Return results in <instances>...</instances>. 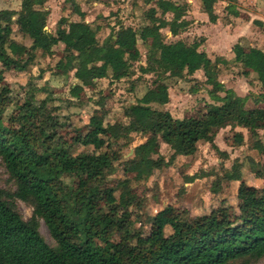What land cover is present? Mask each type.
<instances>
[{
	"label": "trees",
	"instance_id": "obj_1",
	"mask_svg": "<svg viewBox=\"0 0 264 264\" xmlns=\"http://www.w3.org/2000/svg\"><path fill=\"white\" fill-rule=\"evenodd\" d=\"M48 1L20 0L19 9H0V84L6 71H26L38 51L52 54L61 44L65 50L56 64L57 73L67 64L68 72L75 71L78 82L69 92L78 101L87 89L97 86L98 80L107 78L110 70L126 77L135 75L134 65L144 55L141 46L146 48V63L140 64V74L155 78L142 97L124 108L126 122L105 124L108 112L96 110L89 120L90 131L77 132L70 143L60 133L68 124L49 105L51 94L37 98L38 92L47 89L28 87L25 96L15 97L12 88L1 87L0 160L14 188L0 184V264H256L263 259L264 185L247 188L239 160L222 170L213 187V192H218L222 181H240V188L247 190L240 191L238 209L222 207L223 215L212 214L209 221L170 206V214L165 208L150 218L152 230L136 229L139 214L135 208L139 212L143 201L133 191L132 182L150 178L179 155H194L202 141L218 149L214 139L227 126L246 128L250 148L264 157L260 134L264 129V92L241 96L234 89H225L219 80V65L199 52L205 38L192 43L165 40L163 29L176 36L192 23L185 18L189 10L186 2L156 0L155 6L144 10L143 26L137 29L122 21L107 41L101 42L99 34L106 26L99 16L87 21L78 0H65L63 11L69 14L59 18L54 30L46 29L51 14ZM227 1L226 10L239 16L238 0ZM202 2L203 11L216 23L218 0ZM72 15L79 19H72ZM254 24L264 32L263 20L255 19ZM15 31L29 36L31 44L19 41ZM233 52L232 61L244 67L246 76L255 72L264 86V49L239 41ZM198 57L197 66L194 58ZM199 67L204 69L205 82L224 95L215 94L214 101L205 103L198 115L182 118L154 106L170 101L167 79L193 76ZM139 80L140 76L134 79L132 89ZM249 101L254 106H249ZM134 133L144 135L145 140L119 165L124 178L111 185L108 177L117 170L120 141L130 143ZM234 136L238 145L244 144L242 132ZM161 142L173 149L168 160L159 152ZM78 144L94 150L74 154ZM249 160L255 176L264 184V162L253 157ZM117 191L120 195L114 203ZM101 195L106 198L105 205L99 203ZM17 200L33 208L30 218L23 217ZM41 221L55 245L48 244L42 235ZM167 227L171 232H166ZM115 236L122 244L132 245L117 251Z\"/></svg>",
	"mask_w": 264,
	"mask_h": 264
},
{
	"label": "rangeland",
	"instance_id": "obj_2",
	"mask_svg": "<svg viewBox=\"0 0 264 264\" xmlns=\"http://www.w3.org/2000/svg\"><path fill=\"white\" fill-rule=\"evenodd\" d=\"M82 8L87 13L86 20H92L99 16L102 20L105 29L99 34L101 42H106L112 34V29L120 22L126 25H131L134 28H140L146 23L144 14L145 6L150 4L154 6L155 0L144 2L145 5L139 6L138 10L132 9L131 5L134 0H114L113 3L105 7L103 4L90 5L91 0H78ZM184 3L185 0H178ZM53 5L54 12L48 21V30H54L59 18L64 14H69V11H63L65 0H50ZM50 3V4H51ZM257 14L264 19V0H258ZM148 7V8H150ZM259 7V9H258ZM3 8H20V0H0V9ZM147 8V9H148ZM71 18L79 19V16L72 15ZM222 20L217 23V26L208 24L207 29L196 31L195 26H189L179 36L169 37L167 35L168 28L162 30L165 35V40L173 41L178 38L192 43L194 40L205 38L201 50L206 51L213 62L219 65V79L223 83L224 88L234 89L238 95L245 96L249 93L259 94L264 92V86L257 80V74L253 71L248 76L244 74V67L241 64L232 61L234 52L232 46L240 39L245 46H255L264 49V33L256 30L254 23L245 18H241L238 22L243 24L241 31L238 28L234 32L233 28L226 27V15L221 16ZM104 19V20H103ZM201 25V23H200ZM221 33V38L217 36ZM238 32V33H237ZM206 34H209L211 40L208 42ZM242 37L239 38L238 35ZM14 36L21 42L30 45L32 40L29 36H25L18 31L14 32ZM142 45V42L140 41ZM143 54L146 53V48L141 46ZM64 45L54 47L52 54H44L38 51L35 62L26 70L20 71L11 69L4 73V79L1 87H10L13 90V96H25V91L28 87H40L47 89L37 93V98L43 99L48 94H51L49 105L55 108L56 114L60 120L68 125L61 128L62 137L69 143L72 137L77 132L86 133L90 131L89 120L93 113L98 111H107L105 124L126 122L124 117V108L142 95L152 86L155 75L140 74L141 61L145 60L143 56L135 65L136 74L132 77L121 75L119 71L110 70L107 78L97 81V86L93 89H87L81 94V100L78 101L71 97L69 89L71 85L78 82L74 77L75 71H69L70 65L67 64L58 74L56 64L64 53ZM212 50V53L208 52ZM206 54V55H207ZM207 56V58H208ZM200 58H194V64L199 65ZM68 72V73H67ZM140 76V80L135 84V89H132L133 81ZM206 77L203 68H198L193 76H185L183 78H170L166 81L169 84L170 101L166 105H154L160 109L169 110L176 118L185 116L198 115L204 108L205 103L212 102L215 94L224 95V92L218 88L211 87L206 82ZM223 88V89H224ZM249 106H254L252 101H249ZM242 132L245 136V142L238 145L235 140V133ZM261 136L264 138V129L260 130ZM145 140L144 135L134 133L132 140L126 144V140H121L119 145L120 150L116 151L117 170L114 174L108 177L111 185H115L116 181L124 178V172L119 167L121 162L134 155V148ZM214 144L211 142L202 141L199 143L197 153L190 156L179 155L172 164L160 170H156L154 174L144 180H133V191L138 194L143 201L141 210H136L135 228L144 232L152 230L150 218L158 211L166 208V213L170 214L172 207L175 209H187L191 215L198 216L201 221H209L213 214L216 217L223 215L222 207H230L232 210H237L241 201L240 191L246 192V188H240V181H222L218 192H213V187L219 174L224 168H230L234 161L242 162V174L246 182L247 188L259 189L263 184V180L257 178L252 171L250 165V157L255 160L264 162V157L259 156L256 151L249 146V132L246 128L227 126L218 131ZM92 146L75 145L73 148L74 154L80 152L92 151ZM159 152L167 160L173 154V149L164 142H161ZM225 152L228 157H223L219 151ZM190 180V178L194 177ZM68 179V178H67ZM0 184L6 189H13L14 186L9 181V174L5 164L0 160ZM120 191L116 192L114 203L118 202ZM100 205L106 204L104 195L99 197ZM18 209L25 219L32 215L33 208L27 205L22 200H17ZM135 217V215H134ZM40 231L45 240L50 245H55L56 242L51 236V233L44 221H41ZM166 232H171V228L167 227ZM117 244L116 250L121 251L129 248L132 243L122 244L120 238H113ZM239 264V263H232ZM256 264H264V258L260 259Z\"/></svg>",
	"mask_w": 264,
	"mask_h": 264
},
{
	"label": "crops",
	"instance_id": "obj_3",
	"mask_svg": "<svg viewBox=\"0 0 264 264\" xmlns=\"http://www.w3.org/2000/svg\"><path fill=\"white\" fill-rule=\"evenodd\" d=\"M111 1H114V0H111ZM111 1H108L107 3H105V2H102V1H97V0H91L90 2V5L93 3V5H98V4H103L105 7H108L109 6V4H111V3H113V2H111ZM147 1H149V0H134L133 1V4L131 5V7H132V9H135V11L136 10H138V7L140 6H143V5H145L144 4V2H147ZM156 1V0H155ZM174 1H177V2H179L178 0H174ZM185 2L186 3H188L189 4V10H188V12H187V15L185 16V18L187 19V20H190V21H192V23L190 24L191 26H195V30L196 31H198L199 29H201V31L202 30H204L203 28H205V29H207L206 27L208 26V24H210V25H212V26H217V23L220 21V20H222V18H221V16H223V15H226L229 19L227 20V23H225L226 24V27H229L230 29L231 28H233V30H234V32L235 31H237L238 30V28L240 29V31H241V28H242V25L243 24H239V20L241 19V18H245V19H247V20H249V21H252L253 23H254V20L255 19H261V20H263L264 21V19L262 18V17H260L257 13V9L255 8L256 6H258L257 5V3H258V0H238V2H237V9L239 10V12H240V15L239 16H233V15H231L227 10H226V7L229 5V1H227V0H218V2L215 4V12H216V14L219 16V18H218V20H217V22L216 23H213V22H211L210 20H209V16H208V14L206 13V12H204L203 11V8H202V5H203V2H202V0H185ZM51 2H50V0L47 2V7L51 10V14H50V16H52L53 15V12H54V8H53V5H52V3L50 4ZM80 4H82V3H80ZM154 6H155V4H154ZM146 8H145V10L148 8V7H150V4L149 5H146L145 6ZM11 9H13V8H11ZM83 9V8H82ZM258 9H259V7H258ZM63 10V9H62ZM84 10V9H83ZM85 11V10H84ZM86 12V11H85ZM50 16H49V18H50ZM168 16H170V15H168ZM86 18H87V16H86ZM73 19V18H72ZM76 20V19H75ZM93 20H95V18L94 19H92L91 21H93ZM49 21V20H48ZM87 21H90V20H88L87 19ZM200 23H201V25H200ZM125 24V23H124ZM126 25V24H125ZM189 25V26H190ZM254 26L256 27V30H258V31H261V30H259V28L254 24ZM116 27H118V25L116 26ZM183 32V31H182ZM262 32V31H261ZM167 35L169 36V37H172L173 39H174V37H176V36H179V35H176V36H174L173 34H172V32L168 29L167 30ZM238 33V32H237ZM264 33V32H263ZM223 35V33H221L220 32V34L217 36L218 38H221V36ZM205 37H207V41L209 42L210 40H211V37H210V35L209 34H206L205 35ZM238 37L239 38H241L242 36L239 34L238 35ZM180 38H178V40H179ZM173 41H176V40H173ZM239 41H241L240 39L237 41V42H239ZM236 42V43H237ZM235 43V44H236ZM234 44V45H235ZM233 45V46H234ZM233 46H232V50H233ZM262 49V48H261ZM199 52H205L206 53V51H204V50H201V49H199ZM208 52H210V53H212V50H208ZM207 54V53H206ZM144 57H145V59H146V56H145V54L143 55ZM207 56H208V54H207ZM208 58L209 59H211L210 58V56H208ZM141 63L142 64H145L146 63V61L144 60V61H141ZM110 72V71H109ZM220 80V79H219Z\"/></svg>",
	"mask_w": 264,
	"mask_h": 264
},
{
	"label": "water",
	"instance_id": "obj_4",
	"mask_svg": "<svg viewBox=\"0 0 264 264\" xmlns=\"http://www.w3.org/2000/svg\"><path fill=\"white\" fill-rule=\"evenodd\" d=\"M46 29H48V27H46Z\"/></svg>",
	"mask_w": 264,
	"mask_h": 264
}]
</instances>
